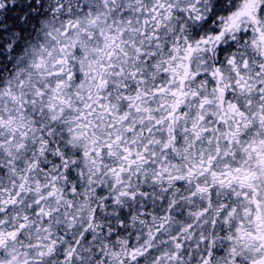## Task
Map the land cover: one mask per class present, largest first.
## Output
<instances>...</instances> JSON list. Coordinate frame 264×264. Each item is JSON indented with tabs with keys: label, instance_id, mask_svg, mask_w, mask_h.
<instances>
[{
	"label": "clouds",
	"instance_id": "obj_1",
	"mask_svg": "<svg viewBox=\"0 0 264 264\" xmlns=\"http://www.w3.org/2000/svg\"><path fill=\"white\" fill-rule=\"evenodd\" d=\"M0 264H264V0H0Z\"/></svg>",
	"mask_w": 264,
	"mask_h": 264
}]
</instances>
